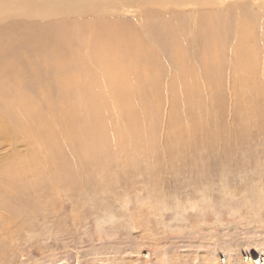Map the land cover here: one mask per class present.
I'll return each instance as SVG.
<instances>
[{"label":"rangeland","instance_id":"rangeland-1","mask_svg":"<svg viewBox=\"0 0 264 264\" xmlns=\"http://www.w3.org/2000/svg\"><path fill=\"white\" fill-rule=\"evenodd\" d=\"M63 1L67 7L57 5ZM63 1L55 8L49 0H0L13 14L0 21V39L16 37L2 49L0 67L10 59L23 72L18 86H6L0 69V114L8 128L0 126V264H258L264 257V69L231 65L239 54V16L258 28L257 41L263 38L264 0H105L90 12L75 0ZM209 10L214 14L206 22L221 46L210 59L215 69L201 70L210 36L198 22ZM98 20L136 31L154 50L145 72L139 67L123 82L125 96H119L116 75L108 79L95 62L97 54L72 53L75 46L88 49L95 31L88 34L83 25ZM36 39L40 45L33 44ZM179 44L187 64L202 71L189 80L175 61ZM57 57L68 60L61 69L71 77L67 98L52 68ZM76 72L79 83L73 81ZM252 73L256 77L247 80ZM201 75L210 83H202ZM15 88L37 105L127 100L160 101L161 107L146 122L143 144L135 141L126 152L113 148L108 155L93 143L88 122L76 118V144L67 140L52 151L53 163L29 173L37 157L20 134L33 121L15 117L3 103ZM24 170L21 181L12 178ZM13 189L20 190L16 196Z\"/></svg>","mask_w":264,"mask_h":264},{"label":"bare ground","instance_id":"bare-ground-1","mask_svg":"<svg viewBox=\"0 0 264 264\" xmlns=\"http://www.w3.org/2000/svg\"><path fill=\"white\" fill-rule=\"evenodd\" d=\"M49 1L54 2L55 8L57 7V5H59V6L61 5L62 7H64L66 4V3L64 4L63 0H61V1H63V2H61V4H57V5H56V2L60 1V0H55V1L49 0ZM75 1H76V4L78 7H81V8L87 7L89 12L92 11V9L95 7L92 4H94L96 2H101L102 4L104 2H107L105 0H75ZM160 1H161V3H164V2L165 3L166 2L172 3L173 0H160ZM72 3H74V2H72ZM67 6H65V7H67ZM25 10H26V8H25ZM30 11H32V9ZM211 12H212L211 10H209V12H205L206 16L204 13V17L200 18V21L198 22V24H200V26L202 27L201 31L203 32L204 36L205 37L210 36V38L208 40L205 39L207 42L206 44L208 46L203 51L204 59H203V62H201V63L204 65L201 66L202 67L201 70H203V67H204V69L205 68L206 69H210V68L212 69L216 65L215 64L216 62L212 61V60H215L214 57L217 56L219 53L218 49L216 50V48L218 46H221L220 41L217 38H215V35H216L215 31L212 30L214 28L209 26L208 20H207L208 23L206 22V19H209L210 18L209 16L212 15L213 12L212 13ZM42 14L47 15V14H49V12L47 10L45 12H42L40 15H42ZM29 15H31V14H29ZM243 15H244V13H243ZM10 16L12 17L13 14H11L7 9H5L4 7H2L0 5V21L8 18ZM94 16H99V15H93L92 14L91 17H94ZM95 19H99V18L94 17L93 20H95ZM237 21H238V24H237L236 43L239 46L237 49V52L239 54L237 56V59H235L236 61L234 60L231 66H233V68L235 67V68H239L240 70L242 69L243 71L247 70L250 72H252V71L257 72L258 67H263L262 69H264V22H263V25H260L261 26L260 28L262 29L261 35L263 36V38L260 39L261 41H257L256 31L258 28L254 30L252 28L253 25H252V27H250L251 21L245 19L244 16H239V18H237ZM99 22H101V23H99ZM61 27H60V29H62ZM198 27H199V25H198ZM83 30L87 31L88 34H91L93 32V30L95 31L93 35L88 36V37H90V39L92 41H91V43L88 42L89 43L88 49H86L87 47L83 48L80 45L78 47L75 46L73 51L71 50L73 55L78 54V55L83 57L84 52L88 53L89 51L94 53L95 55L97 54L96 58H95L96 61L94 58H93V60L95 62H97V61L99 62V66L100 65L102 66L101 68L104 70L107 78L109 75H112V74L116 75V77L112 76V78H117L116 82L118 83V87H121L122 93H120L119 96H125L123 94V91H125L126 87L123 85V82L125 84V81L128 78V75L130 73H132V72L137 73L139 71V67L142 68V72H145L144 68H145V65L147 64L148 59L152 58V54L154 52L153 48L151 47V45L149 43L147 44L144 41V38H142L136 31L131 30V29H122V28H119L117 26H114L111 23L109 24V22H102V21L98 20V22L96 21V22L92 23V27H90L87 24H84ZM255 39H256V41H255ZM252 40L255 41L254 45H252L253 43L250 42ZM15 41H16V37L11 36V35L6 36L5 39H0V53H1L2 49L7 50V48H5V46H8L9 44H13ZM34 43L40 45L39 41L37 39L33 41V44ZM51 46L53 47V45H51ZM71 46H72V44H71ZM243 47H244V49H243ZM56 48H55V50H56ZM233 49H235V47L232 48V50ZM174 50H175V54H176L175 55V61L182 68V72H181L182 77L185 78V76H188V80H189L190 75L195 73V71L202 72L199 69H194V68H196L193 66L194 64L193 65L187 64V62L185 60V52L186 51L184 50L183 47L180 46V44L176 45ZM219 50H220V48H219ZM60 51H61V49H60ZM225 53H227V51ZM229 53H227V54H229ZM222 55H223V53H222ZM46 56H48V55H46ZM206 56H207V58H206ZM234 56H236V55H234ZM222 57H224V56H222ZM210 59H212V60H210ZM82 60H83L82 63L84 65L83 67L85 68L86 67L85 63H87V60L86 59H82ZM222 61H224V60H222ZM61 62H63V61L59 57H57V59H55V62H52L53 63L52 68H53V71L55 72L54 74H55V78L57 79V82L59 83L60 87L63 89L61 92L62 93L61 96L66 97V95H69V88H68L69 86L68 85L70 83L71 77L64 75L66 72L63 74L61 73V71H62L61 69L63 68L64 64L65 63L68 64L67 58H66L65 62H63V63H61ZM218 62H220V61H218ZM26 65L28 66V68H30L29 71L31 72L32 76L36 77L35 76L36 67L34 66L32 61L28 60ZM57 68L59 69V71L57 70ZM0 69H1V71H3L5 73V75H7V82H4V85L8 86L10 83H13L14 86H18L19 80L22 79V77H23V72L13 61H11L10 59L9 60H7V59L3 60V62L1 63ZM213 69H215V68H213ZM228 69H229V67H228ZM231 70H233V69H231ZM66 71H69V68ZM93 73H95V71ZM253 73H252V76L249 75V77H246L247 80L250 77H254V78L256 77V73L254 75H253ZM78 74L79 73L76 72V75H74V77H75V78H73V81H75L74 83H79V80H76V77L78 76ZM203 75H201L202 83H204L206 85L209 84L210 82L206 80V78L208 76H206V78H204ZM244 75H245V73H244ZM1 80L4 81L5 79H1ZM99 80H100V78H99ZM81 82H82V80H81ZM83 82H84V80H83ZM255 82H256V79H255ZM243 84H244V82H243ZM172 87L176 88V86L174 84L171 85V88ZM16 88H18V87H16ZM182 89L185 90V95L187 94L188 97L190 95H192V93H190V91L188 90L189 88H186V86H184ZM18 92H19V90L16 89L15 95L3 103L5 104V106H7V107H9V109H11L12 113H10V114H14L15 117H17V118H19L25 122H29L30 120L33 121V124L27 126L28 129L24 128L25 132L22 131V134H20L22 136V138L24 137L26 139L28 145H30L29 147H31L30 148L31 153H33V155L36 154V157H37L36 158L35 156H33L36 158V160H35L36 163H35L34 167H32L30 169L29 173H35V171H37L38 169L40 170V168H41V170H42L45 166H47V164L53 163L54 162V160H52L53 156H54L53 152L60 150L62 148L63 143L67 142V140H70L74 144H76L77 140L75 138L73 139L74 135H73V132L71 131V125H72L71 123L74 119L79 118V120H81L83 123H85V125H87L85 121L88 122V124H89L88 128L90 129L91 134L94 135L93 137L90 136L91 138H93L95 140V141L92 140V141H94L93 143H96L99 145L102 144V146H103V147H101L102 152L104 154L108 155L112 151L113 148L120 149L121 151L126 152L128 147L134 145L135 141L140 142L143 138H145V135H148L146 133H149V132H146L147 131L146 130V126H147L146 122H148V120L150 119V117L152 115H154V113L155 114L159 113L160 107H161L160 101H156L154 103H147V102H143V101L132 102V101H127V100H123L119 103H114V105H112L111 103L98 102V101H93V100H88V101L83 100L84 102L79 101L78 103H76L74 100L75 103H71L72 102L71 101L70 103L59 102L57 104H55V103H53V101H51V102H48L45 104L41 103L42 105L40 104L41 105L40 106L39 104L37 105V103H35V101L32 100L31 98H28V96H25V94H22V92H19V93ZM42 92L44 93V91H42ZM70 92H71V90H70ZM248 94H250V93H248ZM54 96H55V94H54ZM61 96H59V97H61ZM247 96L250 98L251 95H247ZM46 101H48V100L46 99ZM40 102H42V101H40ZM188 102L189 101H187L185 103L182 102V104L187 105ZM171 103L177 104L178 101L173 100ZM189 104H190V102H189ZM53 110H57V113H54ZM47 113H50V115L47 116L46 115ZM6 120L7 119L4 118L3 114H0V126L7 128ZM190 125L192 126V129L189 127V130L193 131V129L196 127H193V124H190ZM86 128H87V126H86ZM24 129H22V130H24ZM175 130H176V128H175ZM82 135H83V133H82ZM80 139L81 138L78 139V143L80 142L79 141ZM82 142H83V140H82ZM85 142H87V141L85 140ZM21 143H23V142H21ZM140 143L143 144L142 142H140ZM103 144H105V146ZM80 147H82V146H80ZM61 151H63V150H61ZM69 151L70 150H68V152ZM43 154H45V155H43ZM57 154H56V156H57ZM57 158H59V157H57ZM79 160L80 159H78V161ZM61 161L59 162L60 165H61ZM74 161H76V160H74ZM79 162H81V161H79ZM22 164H23V166H26V168H27V165H24V163H22ZM29 165H30V163L28 164V166ZM53 169H54V167H53ZM9 170H11V168ZM11 171H13V170H11ZM14 172H13V174H14ZM25 173H26V170H24V172L21 175L15 174L16 176H13L12 178L16 179L17 181H21L23 179V177L25 178V176H24V175H26ZM9 175H11V174H9ZM15 189H13V191H14V193H12L13 196H16V193L18 194L20 191L19 189H17V190H15ZM263 258L264 257H262V259H260L257 263L261 264L263 262Z\"/></svg>","mask_w":264,"mask_h":264}]
</instances>
